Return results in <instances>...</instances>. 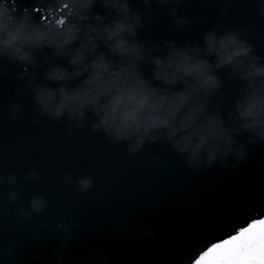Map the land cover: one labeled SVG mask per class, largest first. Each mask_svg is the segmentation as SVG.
Returning <instances> with one entry per match:
<instances>
[{"label":"water","instance_id":"95a60500","mask_svg":"<svg viewBox=\"0 0 264 264\" xmlns=\"http://www.w3.org/2000/svg\"><path fill=\"white\" fill-rule=\"evenodd\" d=\"M6 3L20 11L27 8L41 24L59 20L69 23L72 19L63 5L53 10L56 0ZM128 3L140 10L146 21L137 29L139 43L154 48L172 40L179 46L203 48L209 30L242 27L254 32L249 42L255 46L254 53L264 57V17L257 14V0H231L229 15L223 19V6L229 0H182L178 5L157 0ZM173 7L176 15L190 18L184 28L178 29L172 23ZM36 8L39 12L34 11ZM92 12L112 18V13L100 6V0ZM249 23L256 28L249 29ZM167 50L161 48L158 54L163 56ZM49 52L45 48L38 53L40 61ZM57 63L67 66L64 59ZM153 67L145 64L144 74L151 77ZM0 68L7 70V74L0 75V176L4 177L0 183V248L12 245L0 264H74L93 250L107 252L113 259L118 258L119 264H138L141 257L150 258L151 264H181L197 239L205 241L201 252L234 235V229L247 226L252 219H264V147L249 144L253 155L239 168L214 166L199 172L186 167L171 142L146 141L136 156H131L127 142L113 143L106 140L102 130H92L95 117L91 113H86L85 125L80 128L70 127L67 113L59 123L39 115L34 93L24 87L27 77L14 78V73L22 69L6 61H0ZM47 68L43 64L33 73L37 82ZM217 74L224 97L222 103H217V110L227 121L241 81L224 68ZM152 83L164 87L162 82ZM50 86L56 87L51 82ZM17 93L21 94L19 99ZM248 136L245 133L237 139L247 144ZM153 155L158 157L156 161L149 159ZM9 174L16 177L15 185L8 181ZM65 176L71 177L70 183L65 182ZM86 176L93 184L80 192L76 180ZM10 192L19 195L15 203L8 198ZM33 196L46 197L43 212L31 209ZM187 198H194L191 208ZM20 209L31 212L32 219H21ZM125 217L130 224L119 231L118 224ZM144 225L156 235L138 242L132 233Z\"/></svg>","mask_w":264,"mask_h":264},{"label":"clouds","instance_id":"9594fccd","mask_svg":"<svg viewBox=\"0 0 264 264\" xmlns=\"http://www.w3.org/2000/svg\"><path fill=\"white\" fill-rule=\"evenodd\" d=\"M157 2L178 5L182 0ZM96 3L97 0H56L53 10L66 5L71 21L41 24L27 8L13 9L6 0H0V61L22 69L14 73V78L27 77L24 87L34 93L39 115L59 123L67 113L70 127L80 128L85 125L86 113H91L95 117L92 130H102L106 140L113 143L127 142L131 156H136L146 141L171 142L186 167L197 172L214 166L239 168L253 155L249 144L264 147V57L255 54V46L249 42L253 31L226 27L221 32L217 27L207 32L203 48L179 46L172 40L153 48L137 41V29L146 21L128 0H100V6L112 13L111 19L92 12ZM230 8L231 0L223 6L221 19L229 15ZM256 10L264 17V0H257ZM170 14L178 29L191 22L190 18L176 15L175 7ZM248 28L255 29L256 25L249 23ZM164 47L168 50L161 56L158 53ZM45 48L50 52L40 61L37 54ZM58 59L66 60L67 66L58 64ZM148 63L154 66L151 77L143 72ZM43 64L48 68L37 82L33 73ZM221 68L241 81L227 121L217 110V103L224 99L217 74ZM5 74L7 70L0 68V75ZM77 78L82 79L69 86ZM153 80L162 82L164 87L154 85ZM50 82L56 87H51ZM177 85L182 87L177 90ZM20 95L17 93V99ZM245 133H249L247 144L237 139ZM149 159L156 161L158 157ZM29 176L40 179L35 173ZM7 179L16 184L14 175L9 174ZM3 181L0 176V183ZM65 182L70 183L71 177L65 176ZM92 184L90 176L76 180L80 192ZM8 198L15 203L19 195L10 192ZM45 200L44 196L31 197V209L43 212L47 207ZM193 202L194 198H187L189 208ZM20 218L31 220L32 214L20 209ZM129 224L126 217L122 218L118 230L124 231ZM155 235L148 225L132 233L138 242L141 238L151 240ZM243 239L242 251L228 246L199 260L200 246L205 241L197 239L181 264H264V224H256ZM11 250V244L0 248V259ZM74 264H119V260L107 252L93 250ZM138 264H151V260L141 257Z\"/></svg>","mask_w":264,"mask_h":264},{"label":"snow or ice","instance_id":"6c2138e0","mask_svg":"<svg viewBox=\"0 0 264 264\" xmlns=\"http://www.w3.org/2000/svg\"><path fill=\"white\" fill-rule=\"evenodd\" d=\"M62 7L67 9L66 5H63ZM34 11L39 12V8L34 9ZM58 22L61 24L65 23L64 20H59ZM258 223L264 224V219H252L250 223H247V226H240L238 229H234V235L230 234L227 236V238H222L218 242L212 243L210 247H207L206 250L200 252L197 260L212 256L219 250L228 248V246H233V251H242L245 247V242L243 239L244 234L248 233ZM236 264H238V262H236Z\"/></svg>","mask_w":264,"mask_h":264}]
</instances>
